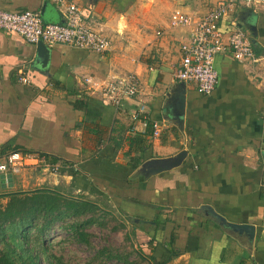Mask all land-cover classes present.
<instances>
[{"label":"crops","instance_id":"obj_1","mask_svg":"<svg viewBox=\"0 0 264 264\" xmlns=\"http://www.w3.org/2000/svg\"><path fill=\"white\" fill-rule=\"evenodd\" d=\"M219 1L185 0L183 10L200 17ZM76 3L112 41L110 51L66 45L44 50L0 28V163L16 151L31 156L13 186L1 187L2 194L26 187L29 174L53 187L76 184L81 191L93 185L133 219L158 263L264 264V9L240 6L222 27L237 20L261 62L243 65L217 56L215 90L202 95L184 83L180 116L175 103L183 82L174 72L188 33L170 25L178 4ZM0 10L38 11L48 23L63 22L48 0H0ZM128 72L140 80L139 96L121 107L104 103L96 89L109 76ZM21 74L30 83L20 82ZM142 103L146 125L132 120ZM154 122L161 126L157 137ZM182 151L187 156L177 168L154 173L148 166ZM44 155L58 171L42 168L35 157ZM213 212L231 223L254 225V239L228 229Z\"/></svg>","mask_w":264,"mask_h":264},{"label":"built area","instance_id":"obj_2","mask_svg":"<svg viewBox=\"0 0 264 264\" xmlns=\"http://www.w3.org/2000/svg\"><path fill=\"white\" fill-rule=\"evenodd\" d=\"M60 12L63 22L53 24L46 22L38 11L6 12L0 10V28L20 34L31 44L44 43L48 47L66 45L86 49L97 54L111 50L112 41L101 30H96L87 15L76 0H48ZM178 4L171 15V27L188 33L186 40L180 44L181 58L174 77L183 83L193 84L198 93L211 95L219 82V73L215 65L219 55L230 56L243 65H258L261 62L256 54L250 36L241 28L237 20H229V25L223 29V23L235 11L237 4L247 7L253 0H221L204 16H194L183 10L185 0H172ZM260 1V0H259ZM264 8V5L262 6ZM162 35L161 32L157 33ZM19 81L28 84L30 78L20 75ZM86 83H92L86 78ZM102 95L106 104L121 107L127 100L135 99L141 93V83L135 73H122L109 76L96 89ZM147 105L139 104L132 114L133 122L143 120L145 125ZM154 136H159L161 126L158 122L152 124ZM135 130V128H134ZM47 172L55 173L58 166L50 162L47 155L35 157ZM28 154L18 151L10 153L4 162L0 163V176H17L30 164ZM0 182V190H1Z\"/></svg>","mask_w":264,"mask_h":264},{"label":"rangeland","instance_id":"obj_3","mask_svg":"<svg viewBox=\"0 0 264 264\" xmlns=\"http://www.w3.org/2000/svg\"><path fill=\"white\" fill-rule=\"evenodd\" d=\"M263 5L264 0H253L248 7L237 4L236 9L243 6L244 9L262 10ZM143 57L146 60V55ZM25 178L29 181L27 186L15 188L13 192L31 193L47 189L85 201L89 207L82 216L57 221L44 235H38L35 230L24 235L17 226L8 228L9 245L0 244V248L13 263L161 264L145 249L143 237L136 234L137 224L133 219L93 185L79 191L76 184L73 187L66 184L53 187L48 182L37 181L34 174ZM6 201V197H0L1 203ZM72 225L77 226V231Z\"/></svg>","mask_w":264,"mask_h":264},{"label":"trees","instance_id":"obj_4","mask_svg":"<svg viewBox=\"0 0 264 264\" xmlns=\"http://www.w3.org/2000/svg\"><path fill=\"white\" fill-rule=\"evenodd\" d=\"M137 167L136 165L133 168ZM3 196L7 201L0 202V244L5 246L9 245L8 228L12 226L20 228L24 235L30 230H35L38 235H44L57 221L82 216L89 207L85 201L75 200L47 189L31 193L13 192L0 195ZM72 227L77 231V226L72 225ZM142 237L144 242L146 238ZM0 264H15L1 248Z\"/></svg>","mask_w":264,"mask_h":264},{"label":"water","instance_id":"obj_5","mask_svg":"<svg viewBox=\"0 0 264 264\" xmlns=\"http://www.w3.org/2000/svg\"><path fill=\"white\" fill-rule=\"evenodd\" d=\"M38 45L41 49H44V50L47 49L46 48L47 46L42 42L38 43ZM184 86H185V84L182 83L181 88H180V95L176 98L177 100L175 103L176 113L180 116H182L184 106H185V96L183 94ZM186 156H187V152L182 151L177 156L170 158V159L151 161L148 164V166H153V172L154 173L169 171V170H172L174 168L179 167L182 164V162L185 160ZM13 181H14V177L11 174L8 175L7 177L5 175L0 176V182H1L3 189H5L7 187H12ZM214 215L228 229H230L233 232L238 233L240 235L247 234V236L251 240L254 239L255 230H256L254 225H251V224H235V223L228 222V220L226 218L221 217V216L217 215L216 213H214Z\"/></svg>","mask_w":264,"mask_h":264}]
</instances>
